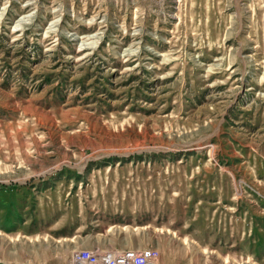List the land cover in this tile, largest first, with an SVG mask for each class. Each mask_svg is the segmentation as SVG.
I'll return each mask as SVG.
<instances>
[{
    "label": "rangeland",
    "instance_id": "obj_1",
    "mask_svg": "<svg viewBox=\"0 0 264 264\" xmlns=\"http://www.w3.org/2000/svg\"><path fill=\"white\" fill-rule=\"evenodd\" d=\"M90 249L264 264V0H0V264Z\"/></svg>",
    "mask_w": 264,
    "mask_h": 264
},
{
    "label": "built area",
    "instance_id": "obj_2",
    "mask_svg": "<svg viewBox=\"0 0 264 264\" xmlns=\"http://www.w3.org/2000/svg\"><path fill=\"white\" fill-rule=\"evenodd\" d=\"M160 256L156 250L145 251H105L89 254L73 253L71 264H159Z\"/></svg>",
    "mask_w": 264,
    "mask_h": 264
},
{
    "label": "bare ground",
    "instance_id": "obj_3",
    "mask_svg": "<svg viewBox=\"0 0 264 264\" xmlns=\"http://www.w3.org/2000/svg\"><path fill=\"white\" fill-rule=\"evenodd\" d=\"M94 252H99V251H94ZM102 252V251H101ZM76 253H79V252H76Z\"/></svg>",
    "mask_w": 264,
    "mask_h": 264
}]
</instances>
